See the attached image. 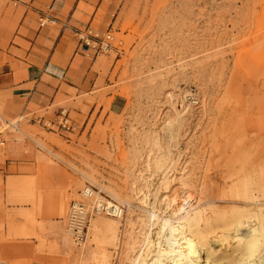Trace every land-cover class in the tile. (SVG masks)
Segmentation results:
<instances>
[{"label":"rangeland","instance_id":"374dc122","mask_svg":"<svg viewBox=\"0 0 264 264\" xmlns=\"http://www.w3.org/2000/svg\"><path fill=\"white\" fill-rule=\"evenodd\" d=\"M118 1L101 31L116 48L76 98L100 116L56 133L22 119L4 135L0 264H144L173 192L202 229L264 219V0ZM87 183L125 213L94 217L76 245L65 216Z\"/></svg>","mask_w":264,"mask_h":264},{"label":"crops","instance_id":"0c3cea01","mask_svg":"<svg viewBox=\"0 0 264 264\" xmlns=\"http://www.w3.org/2000/svg\"><path fill=\"white\" fill-rule=\"evenodd\" d=\"M118 5V0H0V105L4 113L12 118L42 115L52 122L51 129L42 127L49 133L58 131L56 117L64 107L73 128L88 122L94 111L97 119L104 105L76 98L82 91L91 92L109 57L82 51L76 31L93 27L100 10L103 15L96 30L103 31ZM47 15L56 18L55 24L40 26V18ZM113 104L110 101L108 107ZM71 112H75L73 118Z\"/></svg>","mask_w":264,"mask_h":264},{"label":"bare ground","instance_id":"6f19581e","mask_svg":"<svg viewBox=\"0 0 264 264\" xmlns=\"http://www.w3.org/2000/svg\"><path fill=\"white\" fill-rule=\"evenodd\" d=\"M185 98L191 99L189 94ZM176 194L168 199L170 218L162 222L157 250L144 264H264V219L258 223L257 211L221 217L220 223L202 229L185 213L189 197L177 200Z\"/></svg>","mask_w":264,"mask_h":264},{"label":"built area","instance_id":"2783aa9c","mask_svg":"<svg viewBox=\"0 0 264 264\" xmlns=\"http://www.w3.org/2000/svg\"><path fill=\"white\" fill-rule=\"evenodd\" d=\"M55 22L56 18L52 15H47L39 20L40 26L52 25ZM76 37L79 48L84 52L90 51L94 55L109 53L116 48L113 44V36L110 30L102 33L90 25H86L76 31ZM23 118L45 129L52 128V122L44 119L42 115L18 116L10 120L0 114L1 145L6 142L4 135L19 131V123ZM56 124L58 125V131L61 132H70L73 129V124L64 109L59 111L56 117ZM34 143L36 148H44L40 143L36 141ZM79 195V199L72 200L69 203L64 223L65 232L76 245H81L85 241L88 224L95 215L119 217L125 213L124 205L102 196L100 191L90 183H87L80 190Z\"/></svg>","mask_w":264,"mask_h":264}]
</instances>
